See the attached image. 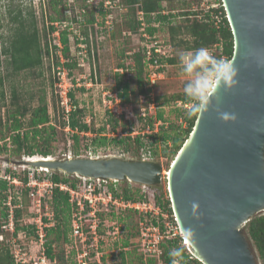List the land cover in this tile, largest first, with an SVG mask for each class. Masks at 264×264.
Masks as SVG:
<instances>
[{
    "label": "trees",
    "instance_id": "1",
    "mask_svg": "<svg viewBox=\"0 0 264 264\" xmlns=\"http://www.w3.org/2000/svg\"><path fill=\"white\" fill-rule=\"evenodd\" d=\"M2 1V0H1ZM77 3L80 2L82 7H78V14L74 12V18L71 19L72 23L79 26V33L81 35V40H79L75 34H73L74 40L71 42L68 39L69 33L67 29H62L59 33V40L61 48L56 45L49 46V40H52V34L58 29L54 23L64 24L67 21L66 12L68 11V6L66 0H44L42 2V21L44 23L43 36H44V46L42 48L41 35L38 30L37 21L34 16L33 9H28L23 6V1L21 0H3L0 4L4 7V15L0 16V21L2 17L6 19V26L8 35L5 39L1 41L0 56L4 57L5 69L11 70L12 73L29 72L35 71V69H41L43 64V58L48 57L52 59V62L48 65V70H52L54 67L60 66L68 70L69 75L73 78L75 83L77 78L73 77V70L79 66V61L76 57V53L80 48L76 47L77 44L85 45L88 54H91V49L96 57V27L101 26L106 28L105 18L107 16V11H103V0H98L96 4H89L87 0H75ZM203 1L205 0H119V8L115 10H120L124 12L125 20L122 21V25L128 29L130 32H137L141 27V21L138 19V12H143L146 24H151V16L154 15L155 21L168 24V34H169V44L171 48L181 46L183 51H192L198 48H217L221 50V54L230 60L233 53V40L231 31L228 25V21L225 15V11L222 7L221 0L218 1V6L210 8L208 6L207 10L201 8ZM186 6L185 9L179 8L180 6ZM195 6V9L193 8ZM71 7L74 8L73 5ZM168 12L163 15L162 12ZM120 14V13H118ZM118 14L116 16H118ZM97 18H99L97 20ZM182 18L173 24L170 23L172 19ZM115 21V20H114ZM47 22V23H46ZM69 23V22H68ZM47 24V25H46ZM1 25V24H0ZM114 26V25H113ZM101 29V28H100ZM111 29V28H110ZM114 29V28H113ZM147 32L153 35V29L148 27ZM122 34L124 30H121ZM120 33V32H119ZM50 37V38H49ZM124 37H129L125 36ZM92 39V41L90 40ZM172 48V49H173ZM60 51V55L58 52ZM132 52V51H129ZM126 53L129 56V62L127 64H119L117 69H124L134 76L137 85L136 94L138 99L143 96L145 99L144 107L148 110L150 104H152L149 93L154 89H157L158 85L164 79L158 80L153 87H147L146 74H147V62L144 56L139 51H134L128 53L123 51L122 54ZM62 57L63 63L60 60ZM95 57H92L95 59ZM217 58H220L216 55ZM161 62L166 63L164 68V73L167 74L168 68L177 65L179 62V56L172 54L171 56L161 59ZM82 73L75 74L81 76ZM7 75V74H6ZM5 76L0 75V101L5 99L3 85ZM93 75L90 73V76ZM122 75V74H119ZM131 77V76H130ZM51 92L53 93L54 79L50 78ZM118 96L122 104H130L129 101V84L125 83L121 90H118ZM133 92V91H132ZM130 91V93L132 94ZM45 93V92H44ZM42 95L37 96V104L31 105L33 101V94H28L26 99L17 94L15 89L10 90V105L11 108L7 113L6 124L3 129L4 132L0 136V156H13L17 155L19 158L21 156L33 157H54V147L53 143L57 140L58 129L50 123V117L48 114V106L46 103V98ZM68 96L73 105V109L68 113L67 119L64 115L61 116L59 120V128L64 129L66 126L69 128V132L63 131L65 136V141H68L69 148L73 156H79L77 149L80 147V135L82 137H88L85 134L91 132V126L84 119V111L82 108L77 106L76 101H74V96L72 91L68 93ZM136 96V95H135ZM162 97V98H161ZM163 99V100H162ZM163 103H174L177 105L175 112L188 111L185 105H189L187 97L184 92L173 94L171 96H153V103L156 105V115L155 119L152 116L146 117V120L141 121V129H148L151 133L149 134H139L134 137L129 135L131 126H133L132 121H127L118 127V119L112 118L110 120L111 131L116 132L117 128H121V131L126 136H117L107 140L105 136L98 137L97 135L86 138V143L83 144L84 149H88L89 146L93 145H106L112 143L119 146L123 153L125 154H138L141 158V152L144 150L149 153V158L153 159L154 156H159L161 154L164 158L173 160L177 152L189 136L196 116L192 118L182 117V123H176L175 121L168 120L165 118L163 113ZM63 110H61V114ZM179 114V117H180ZM182 116V115H181ZM181 118V117H180ZM161 121L162 123H167V127L164 128L163 125L158 126L159 130L153 132L155 128V123ZM104 127L99 131H103ZM85 133V134H82ZM148 141L149 149L146 150V142L144 138ZM71 144V147H70ZM145 148V149H144ZM142 149V150H141ZM160 149V153L157 152ZM69 150V149H68ZM141 151V152H140ZM131 155V156H132ZM24 158V157H23ZM6 172L12 177L16 178L24 184L28 181L27 168L22 169L8 168ZM39 179L47 178L53 184H66L69 187L77 189L80 180L74 178H68L65 174L59 172H41L40 175H36ZM134 185V184H133ZM133 190L129 187H124L121 192L115 191L111 187L112 194L114 196H122L125 201H142L151 200L156 206H159L163 211L172 213L170 208V202L168 200H163L161 195H157L153 190L151 193L144 192L140 186H133ZM15 186L12 184L8 186V182L0 178V234L4 235V241L0 242V264H15L13 255L11 253L9 245L6 243L10 236L8 231L2 229V226L8 222L9 217V206L6 204L8 195L13 196L12 204H18L16 194L14 192ZM150 190V188H147ZM20 191V204L19 208L14 209V236L16 237L19 232H25L27 236L31 235L32 232L35 235L34 229L29 224H19L22 214V208H27L29 205L34 206L37 201V197L34 195L33 191L29 187H21L18 189ZM32 194V195H31ZM154 199V200H153ZM50 206L51 212L53 214L52 222L53 225L45 228L46 238L44 243V254L50 261H55L54 264H66V253L65 247L59 248V251H55V248L60 244L69 246L72 245L71 237V218L72 205L69 202V196L67 192L59 190L58 187H54L52 190V196L50 201L46 202ZM44 206V203H43ZM42 206V211H43ZM134 214V211L125 210L119 213L115 211L109 212H98V216L104 220L116 221L122 224V218ZM43 222L50 223L49 220L44 217ZM128 223L131 227V235L136 240L133 245H129V240L127 234L125 237L121 238L122 244L121 249L124 251H137L138 244V232L137 223ZM86 225H90V222H86ZM134 229V230H133ZM136 230V231H135ZM124 231V230H123ZM134 231V232H133ZM126 232V231H125ZM244 232L248 239L251 241L254 247L260 264H264V214L255 216L244 226ZM129 235V234H128ZM26 236V237H27ZM35 239L37 240L36 236ZM181 239H175L173 241H167L162 244L163 254L158 260L149 259L145 264H171L172 258L169 256V252L173 249H181L183 255L182 264H201L195 258H189L186 250L183 246L179 244ZM129 241V242H128ZM103 242H100V246ZM99 247V246H98ZM130 247V249H129ZM27 250L28 249L26 246ZM128 251V252H129ZM93 250L89 251L88 257L93 256ZM122 256L123 253L121 252ZM137 262L139 264H144L140 253L137 254Z\"/></svg>",
    "mask_w": 264,
    "mask_h": 264
},
{
    "label": "water",
    "instance_id": "2",
    "mask_svg": "<svg viewBox=\"0 0 264 264\" xmlns=\"http://www.w3.org/2000/svg\"><path fill=\"white\" fill-rule=\"evenodd\" d=\"M221 3L232 35L230 60L237 83L228 91L218 89L209 111L196 116L167 169V191L181 234L201 264H260L244 226L264 214V0ZM216 108L235 120L222 121ZM50 159L23 165L152 187L162 180L163 168L153 160Z\"/></svg>",
    "mask_w": 264,
    "mask_h": 264
},
{
    "label": "rangeland",
    "instance_id": "3",
    "mask_svg": "<svg viewBox=\"0 0 264 264\" xmlns=\"http://www.w3.org/2000/svg\"><path fill=\"white\" fill-rule=\"evenodd\" d=\"M23 1V6L28 8V9H33L34 11V16L37 21V26L38 30L41 35V43H42V48L44 46V36H43V27L44 23L42 21V2L44 0H21ZM3 3V0H0V4ZM66 4L69 7L70 5H73V7H69L68 11L66 12L67 15V21L59 25L58 28L60 31L62 29H67L69 35L68 39L73 42L74 37L73 34L77 30H79V26L72 23L71 19L74 18V12L76 11L78 14V7L81 6L82 4L80 2H76L75 0H66ZM180 6V5H179ZM208 6L210 8L218 6V1L216 0H205L203 1L202 5L200 6L201 8H205L207 10ZM179 8L185 9L186 6H180ZM195 9V6L193 7ZM75 10V11H74ZM4 7H1L0 9V16L4 15ZM75 12L76 15H78ZM124 12L120 10H115V8L111 11V14L113 16L112 20L114 21V26L112 25L111 29L106 26V28L101 26L96 27V35H95V42H96V57L95 59L92 58V55H88L86 51H84V48H82L81 52L78 57L76 53V57L79 61L80 66L82 67H76L73 70V77L74 79L77 78V82L79 83L78 85L73 86L71 89L73 96H74V101H76L77 106L82 108L84 111V119L85 121L90 124L91 126V132H88L86 136L88 137H82L80 135V147L77 149L79 156L81 157H94L98 156L99 158H111V157H118V158H124V159H139V155L136 154L135 156L132 154H125L122 152L119 146H116L112 143H108L106 145H93L89 146L88 149H84L83 144L86 142V138L93 137L97 135L98 137H103L105 136L107 140L113 137L117 136H126L122 133L121 128H117L116 132L113 133L111 131V124L110 120L112 118H117L118 119V127L127 121H132L133 126H131V130H139L141 128V121L139 118L141 117L142 112L144 111L148 116H152L153 119H155L156 115V105L154 104L153 107H149L148 110H145L146 108L144 107V102L145 99H143V102L141 103L138 99V96L136 94L137 90V85L135 82L134 76L128 71H125L123 69L119 70L117 73L115 70H117V67L119 64H127L129 62V56L126 55V53L122 54L123 51L129 52L132 50H135L136 48H139V36H141L144 31V28H140L135 36H129L124 37L122 34L121 30H124L123 32L127 34V32H130L128 29H126L122 25V21L126 19L124 17ZM120 13V14H118ZM168 13V12H167ZM166 13V14H167ZM118 14V16H116ZM2 21H0V48H1V41L5 39L8 35L7 31V26H6V19L2 17ZM99 18H97L98 20ZM182 18H175L170 21V23H174ZM110 20V19H109ZM155 18H151V24L145 26L147 29L148 27L152 28L154 31L153 35L157 37V40H159L166 48L167 50H172V54L175 56H180V54L184 53L183 48L181 46L175 47V49L168 47L169 44V34H168V29L167 26L168 24L166 22L160 23L155 21ZM69 22V23H68ZM101 28V29H100ZM114 28V29H113ZM120 32V33H119ZM50 38V37H49ZM92 41V39L90 38ZM49 46L54 45L53 40H49ZM166 50V51H167ZM211 53L214 56H219L220 59H226L224 55L221 54V50L217 48H212ZM4 57L0 56V75L5 76L6 74V79L4 80V85H3V91H4V96L5 99L1 102L0 101V136L1 133L4 132V125L6 124V117L7 113L9 112L11 105H10V90L13 88L16 90L17 94H19L22 98L24 97L25 99L28 94H33V101L30 103L31 105H36L37 104V96L42 95L44 92V96L46 98V103L48 106V114L50 117V123L54 125L58 131H57V140L56 142L53 143L54 147V157L52 159H59L63 160L66 158H73L74 156L72 155L71 150L72 148H69L68 141H65V136L63 135L64 129H60L59 127V120H61V109L59 105V98L51 92V87H50V78L53 76V70H48V65L49 63L52 62L51 58L44 57L43 58V64L41 69H35V71H29V72H20V73H12L11 70L5 69L4 66ZM82 73L81 76L78 75L77 77L75 74ZM90 73L93 75L90 76ZM122 74V75H119ZM131 76V77H130ZM165 80L161 82L160 85H158L157 89H154V92L152 93L153 96L159 95V96H171L173 94L177 93H182L184 92V85L186 82V77L182 74L180 63H178L175 66H172L171 68H168L167 74L164 76ZM76 83V82H75ZM74 83V84H75ZM128 83L129 84V101L130 104H122L121 100L118 96V90L122 89V86ZM132 92V94L130 93ZM112 94H117V104L115 105L114 99L112 97H109V95ZM136 95V96H135ZM162 98V97H161ZM163 100V99H162ZM110 101L112 103V106L115 105V115L111 113V107ZM119 101V102H118ZM165 104L163 106V113L165 118L171 121H175L176 123H182V117H187L186 115L187 111H182L180 112H175V109L177 108V105L174 103H163ZM123 107H128L129 114L125 119V115L123 111L121 112L120 109H118L120 106ZM109 106V107H108ZM187 110L190 108V104L187 107H184ZM118 109V110H117ZM180 114V117H179ZM182 115V116H181ZM142 118V117H141ZM127 120V121H126ZM183 126H185V123H182ZM160 125H163L164 128L167 127V123H162L161 121H158L155 123V128L153 132H156L159 130ZM120 126V127H121ZM104 127L103 131L101 128ZM65 132V131H64ZM118 132V133H117ZM141 135L143 134H149L151 133L150 131H145L141 129L139 131ZM133 133V132H132ZM134 134V133H133ZM130 135V134H129ZM136 136V135H134ZM132 136V137H134ZM144 142H146V150L149 149V144L147 143L148 141L143 138ZM69 149V150H68ZM145 149V148H144ZM142 150V149H141ZM158 149L157 152L160 153ZM144 151V150H143ZM142 151V152H143ZM141 152V151H140ZM142 152L140 154H142ZM132 155V156H131ZM148 152H144V157L148 156ZM26 158V156H21L20 158L17 155L13 156H5L1 155L0 156V171L1 174H5L6 168L10 169H16L20 168L23 165V159ZM35 157V156H34ZM37 157V156H36ZM175 157V156H174ZM174 159V158H173ZM154 162L159 163L162 168V180L161 183L158 186L152 187L150 186V190L147 192L151 193V197L153 196L152 191L153 190L157 195H161V198L163 200H168V191H167V182H166V171L171 164V160L164 158L161 154L159 156H154L152 159ZM10 165V166H9ZM14 166V167H13ZM14 169V170H15ZM35 169V168H34ZM63 174V173H62ZM68 178H74L73 180L75 181V177L68 175ZM78 180V179H77ZM134 183H129L128 181H119L118 183H115L116 187H119V192L122 191L124 187H129L133 190L132 187ZM133 186H140L139 184H134ZM142 188V187H141ZM17 190L15 189L14 192L12 193L15 194ZM154 200V199H153ZM154 203V202H153ZM42 206L43 202H40V207L35 208L36 206H31L30 205L27 208H22V214H21V219L20 223L21 225L23 224H30V228L33 227L34 219L37 217L41 216L42 218L46 217L48 214L51 216V208L48 205V208H43L42 211ZM156 206V205H154ZM47 209V210H46ZM164 212V211H163ZM79 213L75 212L71 213L70 218H73L74 215H78ZM130 216H125V218H122L121 222L122 224L121 227L119 228V235L115 239H113V236L111 235H106L104 236V241L102 245H99L98 248V260L100 264H139L137 262L138 257L137 254L139 250L136 252H131L129 250L124 251L121 249V238L125 237L127 234V238L129 242V245H131V242H135L136 237L133 238L130 236L131 234V227L128 226V223L132 221V223H137L139 219V215L135 212L134 214L128 213ZM52 218V217H51ZM48 219V218H47ZM115 221H108L105 220L103 224H107L108 226H114ZM131 223V224H132ZM116 225V224H115ZM118 226V225H116ZM107 230V227H102L101 231L104 232ZM124 230V231H123ZM134 230V229H133ZM126 231V232H125ZM136 231V230H135ZM35 232V230H34ZM134 232V231H133ZM31 235L27 236L26 234H22L21 232L18 233L17 238L18 242L21 244H24L25 248L27 246L28 249H31L30 252H32V255H37V246L35 244V235L30 232ZM129 234V235H128ZM27 236V237H26ZM1 242V241H0ZM134 245V243H133ZM65 247V253H66V264H95L94 260L95 258L92 259H87L88 256H85V252H87V247L86 245H82L79 241H75L73 239L72 245L69 246L68 244L62 245L60 244L59 247L57 246L55 248V251H59V248ZM130 249V247H129ZM129 251V252H128ZM123 253V256L121 254ZM89 254V252H87ZM90 256L89 258H91ZM145 264V263H144Z\"/></svg>",
    "mask_w": 264,
    "mask_h": 264
},
{
    "label": "built area",
    "instance_id": "4",
    "mask_svg": "<svg viewBox=\"0 0 264 264\" xmlns=\"http://www.w3.org/2000/svg\"><path fill=\"white\" fill-rule=\"evenodd\" d=\"M98 0H87L89 4H96ZM119 0H103V11H107V16L105 18V24L108 26V28H111L112 25H114L113 16L111 14V11L114 8H119L118 5ZM71 7V5L69 6ZM68 7V8H69ZM166 11H163L162 14L166 15ZM110 19V20H109ZM138 19L141 21V27L144 28L143 34L139 36V48H136L134 51H139L143 56L145 61L147 62V74H146V81H147V87H153V85L161 79H164L165 71L164 68L166 67V63L161 62V59L167 58L172 55V50H167V48L159 41L157 40V37L155 35H150L145 26L146 22L144 20V14L143 12H138ZM47 23V22H46ZM47 25V24H46ZM56 27L60 25V23H54ZM139 28V29H140ZM59 33L60 29L58 28L53 34H52V40L53 44L56 45L58 48H61L60 40H59ZM137 32H127V34L123 33L125 36H135ZM76 37L81 40V35L79 31L77 30L75 32ZM76 47L80 48L77 55H79L82 50V48L85 47L83 44H77ZM168 47L171 46L168 45ZM167 50V51H166ZM209 51L211 49H208ZM84 51L88 53L86 47L84 48ZM128 52V53H132ZM211 52V51H210ZM60 55V51L58 52ZM89 55V54H88ZM92 57H94V52L91 49ZM60 60L63 63L62 57L60 56ZM80 66V64H79ZM82 67V66H80ZM53 76L54 84H53V93L59 98V105L60 109L63 110L62 115H64L65 119H67L68 113L73 109V105L71 103V100L68 96V93L71 91L73 86L78 85L79 83L76 80V83L74 84L73 78L69 75L68 70L65 68H62L60 66L54 67L53 69ZM122 69H117L116 71H119ZM123 71V70H122ZM153 92L151 91L149 93V96L151 98L152 104H150V107L152 108L153 103ZM109 97H112L114 99L115 105L117 104V94L109 95ZM144 97L140 96L139 101L142 103ZM119 102V101H118ZM115 105L112 106V103L110 101V107H111V113L115 115L117 113L115 111ZM108 106V107H109ZM120 111L124 113L125 119L129 114L128 107H123L119 105ZM188 105H185L187 107ZM117 109V110H118ZM146 113L143 111L141 114L143 122L146 120ZM139 130L135 131L132 130L130 132V136L139 135ZM64 131L68 133L70 130L66 126L64 128ZM145 131H148V129H145ZM118 133V132H117ZM85 134V133H82ZM87 134V133H86ZM85 134V135H86ZM70 143V142H69ZM144 152L141 154V159L146 160L150 159L149 155L144 157ZM90 158H99L98 156L90 157ZM10 166V165H9ZM14 167V166H13ZM15 169V168H14ZM22 169H25L22 167ZM7 170V168H6ZM5 170V174H1L0 171V178L4 179L8 182V186L11 184L15 186V189L17 190L15 192L16 194V200L18 204H12L13 196L11 194L8 195L6 204L9 206V217L8 222L2 226V229L5 231H8L10 233V236L6 241V243L9 245L11 253L13 255V259L15 264H54L55 261H50L49 258H47L44 254V243L46 238V232L45 228L50 227L53 225V222L51 221L53 218V214L51 212V216L47 215V218L50 223L43 222V219L41 216L34 219L33 223V229L35 230V236L37 240L35 239V244L37 246V255H32V252L27 250L24 246V244H21L18 242L17 236L15 237L14 234V209L19 208L21 206L20 204V189L21 187H29L34 195L37 197V201L35 204V208L40 207V202L42 201L44 203L43 208H48L47 201H50L52 196V190L54 187H58L59 190H62L64 192L68 193L69 196V202L72 205V213L74 211L79 213L78 215H74L73 218H71V237L72 240L79 241L82 245H86L87 252L93 250L94 254L91 258L87 257V259L95 258V264H100L98 260V246L100 242L104 241V236L111 235L113 236V239H115L119 235V228L121 225L115 221L114 226L103 224L104 219L100 218L98 216V212H109L110 210L115 211L116 213L125 211V210H131L136 212L139 216L138 222H137V232H138V244H137V250H139V253L142 257V260L144 263H146L149 259H155L158 260L161 258L163 254V248L162 244L166 243L167 241H173L175 239H181L179 241V244L183 246L186 250V253L188 254V257L194 258V256L191 254L189 247L187 244H185L184 237L181 234L180 228L177 224L176 218L173 214H169L168 212H163V210L159 206H154L155 204L151 200H142V201H125L122 196H114L111 191V187L117 190V187L115 183H118L115 180H105V179H90V178H80V183L77 186V189H74L72 187H69L66 184H53L50 180L47 178L39 179L36 175H40L42 172L40 169H31L28 168V181L26 184L19 181L16 178H12ZM142 190L144 192H147L148 186L142 185ZM14 189V190H15ZM32 195V194H31ZM47 210V209H46ZM52 217V218H51ZM90 222V225H86V222ZM118 226H116V225ZM30 225V224H29ZM102 227H107V230L104 232L101 231ZM22 234H26L25 232H21ZM27 235V234H26ZM117 240V238H116ZM0 241H4V235L0 234ZM173 250V248H172ZM87 252H85V256H88Z\"/></svg>",
    "mask_w": 264,
    "mask_h": 264
},
{
    "label": "clouds",
    "instance_id": "5",
    "mask_svg": "<svg viewBox=\"0 0 264 264\" xmlns=\"http://www.w3.org/2000/svg\"><path fill=\"white\" fill-rule=\"evenodd\" d=\"M151 18H155L154 15H152ZM179 62H180L182 74L187 78L184 85V94L187 97L188 101L190 102V108L186 113V115L189 118H192L193 116H197V115L206 114L209 111V109L213 106V100L217 95V90L223 89L225 91H228L232 87H234L237 83L235 79L237 75V69L233 66L232 61L228 59L217 58L207 48H198L192 51L184 52L180 54ZM116 72L119 73L118 71ZM215 111L218 114V118L221 119L222 121L226 122L229 120H235V115H229L228 113L220 112L218 108H216ZM75 157H81V156H74L73 158ZM30 158L33 159L34 156L24 158L23 163L24 161L31 160ZM39 158H43V157L39 156ZM45 158H52V157H45ZM140 159L141 158H139V160ZM146 160H152V159H146ZM23 163L21 165H23ZM22 167L27 169L28 168L34 169V167H29L25 165H23ZM35 169H40V168H35ZM41 171L44 173L50 172L48 170H41ZM71 176L75 177L78 180L80 178H83V177H78L76 175H71ZM197 207H198L197 204L195 203L192 204L193 210H195ZM170 208H171V204H170ZM186 234L191 235L190 230H187ZM169 256L172 258L171 264H182L183 255L181 249H173L172 251L169 252Z\"/></svg>",
    "mask_w": 264,
    "mask_h": 264
},
{
    "label": "bare ground",
    "instance_id": "6",
    "mask_svg": "<svg viewBox=\"0 0 264 264\" xmlns=\"http://www.w3.org/2000/svg\"><path fill=\"white\" fill-rule=\"evenodd\" d=\"M31 160H28L29 162H34V163H37V162H49V161H51V159L50 158H45V157H43V158H39V156L38 157H34L33 159L32 158H30ZM41 170H47V169H45V168H40ZM167 174H168V171H166V173H165V175L167 176ZM184 240H185V244H187L188 246H189V248H190V243H189V241L186 239V238H184Z\"/></svg>",
    "mask_w": 264,
    "mask_h": 264
}]
</instances>
